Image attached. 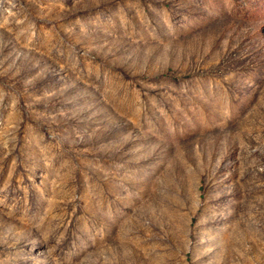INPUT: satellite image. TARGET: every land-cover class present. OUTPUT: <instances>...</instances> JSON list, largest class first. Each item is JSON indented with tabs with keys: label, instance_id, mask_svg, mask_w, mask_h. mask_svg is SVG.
<instances>
[{
	"label": "rangeland",
	"instance_id": "obj_1",
	"mask_svg": "<svg viewBox=\"0 0 264 264\" xmlns=\"http://www.w3.org/2000/svg\"><path fill=\"white\" fill-rule=\"evenodd\" d=\"M0 264H264V0H0Z\"/></svg>",
	"mask_w": 264,
	"mask_h": 264
}]
</instances>
